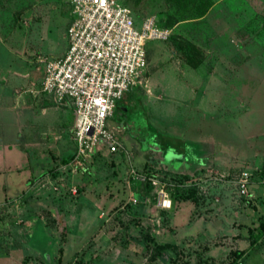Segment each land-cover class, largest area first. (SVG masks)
I'll return each instance as SVG.
<instances>
[{
  "label": "rangeland",
  "instance_id": "rangeland-1",
  "mask_svg": "<svg viewBox=\"0 0 264 264\" xmlns=\"http://www.w3.org/2000/svg\"><path fill=\"white\" fill-rule=\"evenodd\" d=\"M207 1L202 16L190 17V4L125 0L137 23L153 16L203 59L192 68L170 37L147 41L146 66L108 120L125 152L99 151L89 171L79 172L62 162L73 149V110L40 92L44 61L64 49L70 4L0 0V103L11 106L0 104V247L9 258L24 264L29 252L42 260L32 264H225L237 249L234 264H264V232L250 242L264 221V0ZM23 121L28 142L18 137ZM130 167L154 174L168 195L181 190L164 215L150 197H135L142 184ZM244 169L249 198L234 184ZM19 202L42 218L22 221L30 232L12 247L7 224L23 214ZM144 230L170 243L162 256H151ZM4 256L0 264H9Z\"/></svg>",
  "mask_w": 264,
  "mask_h": 264
},
{
  "label": "built area",
  "instance_id": "built-area-1",
  "mask_svg": "<svg viewBox=\"0 0 264 264\" xmlns=\"http://www.w3.org/2000/svg\"><path fill=\"white\" fill-rule=\"evenodd\" d=\"M68 2L71 17L65 28L66 48L62 55L44 61L40 90L57 102L69 101L74 115V145L66 164L71 171L87 172L91 156L97 151L125 152L108 120L113 117L116 102L146 66V42L164 41L170 31L158 26L151 15L140 17L137 23L123 0ZM262 170L264 178V162ZM129 174L134 180L146 176L132 167ZM249 178L250 173L244 169L234 181L237 193L245 198L251 197ZM147 179L156 188V205L167 207L170 198L164 183L149 176ZM67 191L74 195L76 186L69 185ZM128 200L136 202L133 195Z\"/></svg>",
  "mask_w": 264,
  "mask_h": 264
},
{
  "label": "trees",
  "instance_id": "trees-1",
  "mask_svg": "<svg viewBox=\"0 0 264 264\" xmlns=\"http://www.w3.org/2000/svg\"><path fill=\"white\" fill-rule=\"evenodd\" d=\"M169 2H171L172 4H175L177 7H182L186 4H190L191 9H189V16L190 17H199L202 16L205 12L206 9L208 7V3L209 1H205V0H167ZM123 3L128 5L125 0H123ZM185 15H182V17ZM156 24L158 26L161 27H165L162 25H159L157 22ZM170 37L169 39L174 40V46L179 53H180V57L183 60L184 63H186L187 65H189L192 68H195L203 59V56L200 54L199 49L197 48V46H195L194 44H192L190 41L183 39L180 36L177 35H171L169 34ZM167 37V38H168ZM145 54H146V50H145ZM118 107V102L115 104L114 107V112L115 110L117 111ZM114 115V113H113ZM95 154H99V151H97ZM93 154V155H95ZM121 154V153H120ZM93 155L91 156L90 162L92 163L93 161ZM70 157L68 158H64L62 159L63 163H66L69 160ZM145 178L142 180H135L137 182H140L142 184L140 192H134L135 197H137L138 199H144L145 196L150 197V199L155 203L156 202V188L153 184H151L150 179H147V176L152 177L154 174L150 173V172H145ZM180 176L182 177L183 175L180 174ZM168 189V187H167ZM191 191H193L192 189H189ZM181 192V190L177 187H173V189L170 191L169 197H170V206H172V203L174 202V200L177 198V196H180L179 193ZM191 193H187L185 194L186 196L190 195ZM194 195H191V198H193ZM142 201V200H141ZM142 206L138 207V210L140 211ZM168 211V208H159L158 209V213H160L161 215H164L166 212ZM44 224L47 225V223L44 221ZM264 232V221H261L259 223V230L253 234L251 236V241L250 242H254L258 236ZM144 238L148 241L146 242L147 246L149 247V242L152 245V253L151 256H162L165 252V250H167V248H169L171 245L168 242H163V243H159L157 241H155V239L152 236L148 235V231L144 230ZM242 250H233L231 251L232 253V258L226 262L225 264H234L235 260L237 259L238 256H240L242 254ZM59 255V254H58ZM57 258V257H56Z\"/></svg>",
  "mask_w": 264,
  "mask_h": 264
},
{
  "label": "crops",
  "instance_id": "crops-1",
  "mask_svg": "<svg viewBox=\"0 0 264 264\" xmlns=\"http://www.w3.org/2000/svg\"><path fill=\"white\" fill-rule=\"evenodd\" d=\"M68 1V0H67ZM68 22H69V18L66 20V24H65V27H64V43H65V46H64V49L60 52V53H58V54H56V55H52L51 57H49V58H55V57H58V56H60V55H62L63 54V52H64V50H65V48H66V39H65V28H66V25L68 24ZM48 59V58H47ZM149 75V74H148ZM148 77V76H147ZM147 80V79H146ZM146 93H148L149 94V87H146ZM40 92H42V91H40ZM44 93V92H43ZM128 94H130V91L128 92H126L124 95H123V97L120 99V100H118L117 102H118V107H117V109L119 110V108L122 106V105H120V104H122L123 102H124V100H125V98H126V96L128 95ZM52 96V95H51ZM8 101L7 100H2L1 99V105H2V109L3 108H11V106H9V105H7L8 103H7ZM62 102H64V103H66L67 105H69V107L72 109V107H71V105H70V103H69V101L68 100H62ZM116 102V103H117ZM22 113V112H21ZM72 113H73V111H72ZM73 120H74V117H73ZM26 123H28V122H26V121H23V123L22 124H24L27 128H25L23 131H19V133H18V137H19V139L20 140H22V141H30L31 139H30V137H31V133L29 132L30 130H29V127H28V125H26ZM72 126H73V123H72ZM120 126L122 127L123 126V123H120ZM48 129V128H47ZM54 139H56L57 138V135H53L52 136ZM5 140H4V129H2V128H0V142H4ZM33 141H35V140H33ZM74 145V144H73ZM72 152H73V149H72V151L70 152V153H68L67 154V156L66 157H63V158H68V157H71V155H72ZM4 157H5V160H6V156L4 155ZM93 162V161H92ZM145 198H148L147 196L145 197ZM143 201V200H142ZM159 201V199H157L156 198V204H157V202ZM6 202H8V200L6 201ZM6 202L4 201V200H2V205H5L6 204ZM169 202H170V200H169ZM22 202H19L18 204H14V206H16V207H18V209L20 208V211L23 213V214H20V216L17 218V219H15V220H12L15 224H14V226H12V225H10V223L11 222H8V226H9V228L11 229V232L12 231H14V234L18 237V239L16 240L15 239V235L14 236H12L11 234L10 235H8V231H7V229H5L4 231L6 232L7 231V235L10 237V239H11V243L9 242V244L12 246V247H15V246H19L20 245V240L21 239H27V237H28V235L26 234V233H29L30 231H28V230H24L23 229V227H22V221H27V219H29L28 218V216L29 217H32V218H34V219H39V217H41L42 218V216H41V214L40 213H37L36 211L35 212H32V213H28V211H30V210H28L27 211V209H26V207L28 206V204H21ZM168 207H169V205H168ZM29 221V220H28ZM43 224H44V221H43ZM45 225V224H44ZM4 232V233H5ZM23 232L25 233V235H23ZM3 232L1 233V235H2V237L3 236H6L5 234H4ZM6 243H7V241H6ZM9 244H7V245H9ZM20 247V246H19ZM18 247V248H19ZM3 251L2 252H0V255H2V254H4L5 256L2 258V259H4V260H6L9 264H18V263H16L15 262V260L14 259H12V258H9L8 256H7V254L9 253V251H8V247H6V245H4V247L2 248V247H0ZM17 258H19V257H17ZM1 259V258H0ZM37 259H39V262H42V260L37 256V255H34V254H32V253H29V252H27L26 254H24L23 255V257H22V262L24 263V264H29L31 261H33V260H37ZM9 260L11 261V262H9ZM38 261V260H37ZM31 264H32V262H31ZM40 264V263H39Z\"/></svg>",
  "mask_w": 264,
  "mask_h": 264
}]
</instances>
